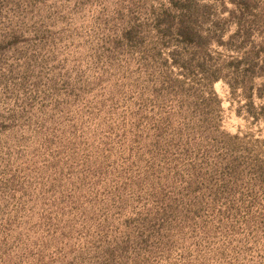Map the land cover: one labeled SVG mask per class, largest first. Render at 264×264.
<instances>
[{
  "label": "rangeland",
  "instance_id": "obj_1",
  "mask_svg": "<svg viewBox=\"0 0 264 264\" xmlns=\"http://www.w3.org/2000/svg\"><path fill=\"white\" fill-rule=\"evenodd\" d=\"M263 74L264 0H0V264H264Z\"/></svg>",
  "mask_w": 264,
  "mask_h": 264
},
{
  "label": "trees",
  "instance_id": "obj_2",
  "mask_svg": "<svg viewBox=\"0 0 264 264\" xmlns=\"http://www.w3.org/2000/svg\"><path fill=\"white\" fill-rule=\"evenodd\" d=\"M233 14H235L233 12ZM182 21V20H180ZM241 22V20H237V25H238V30L234 33V36H238L240 34V28L239 26L241 24H239ZM192 25L190 24H186L184 25L183 22H179L178 23V27L176 28V34L182 39V42L183 43H194L196 37H197V34L196 32L194 31V29L191 27ZM176 63L178 60H175ZM220 77L218 76H215L213 77V79H211L210 81L213 82V81H216L218 80ZM263 79H264V74H263Z\"/></svg>",
  "mask_w": 264,
  "mask_h": 264
}]
</instances>
